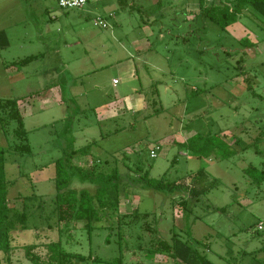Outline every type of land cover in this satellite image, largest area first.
<instances>
[{
	"label": "rangeland",
	"instance_id": "1",
	"mask_svg": "<svg viewBox=\"0 0 264 264\" xmlns=\"http://www.w3.org/2000/svg\"><path fill=\"white\" fill-rule=\"evenodd\" d=\"M198 2L127 0L123 6L119 0H89L62 10L56 0H0V31L8 39L0 47V101L18 102L31 149L30 155L12 150L14 123L7 133L0 129L9 207L20 210L23 198L30 217L25 231L13 233L10 264H29L23 246L37 234L42 241L59 240L67 253L100 260L82 264H112L120 256L123 264H176L164 253L147 256L146 232L142 251L135 249L138 226L124 228L120 250L115 219L93 223L91 234L80 222L54 227V162L91 142L88 155L74 158L77 165L98 160L100 170L116 169L128 180L139 177V167L149 179L180 187L162 193L122 178V214H149L159 238L170 242L175 235L213 264H264V180L254 182L264 176V18L247 9L223 29L192 12ZM97 18L106 29L94 26ZM143 20L150 22L158 54L156 66L148 67L152 80L138 64L139 80L121 81L114 60L126 36L140 33ZM32 56L25 65H12ZM133 88L139 97L132 96ZM114 93L119 101L108 117L94 112L105 94ZM196 134L195 150L208 145L201 156L186 146ZM210 144L215 149L208 153ZM155 147L160 150L151 158ZM248 168L256 171L246 174ZM199 170L209 191L191 199L189 176ZM71 186L95 189L78 178ZM47 223L53 230L40 232Z\"/></svg>",
	"mask_w": 264,
	"mask_h": 264
},
{
	"label": "trees",
	"instance_id": "2",
	"mask_svg": "<svg viewBox=\"0 0 264 264\" xmlns=\"http://www.w3.org/2000/svg\"><path fill=\"white\" fill-rule=\"evenodd\" d=\"M206 1L199 0V13L223 29L236 23L240 15L247 9H252L264 18V0H211L209 5H206ZM6 44L4 32L0 31V47L5 48ZM35 58L33 56L28 57L12 65H25ZM11 123L15 125L13 136L16 140L12 150L20 155H30L31 149L27 142V133L24 129L18 102L16 100L0 101V129L2 132L7 133ZM195 139H198L197 134L187 139L186 146L189 150L196 151L201 156L203 154L202 150L208 145L195 150ZM94 144L95 142H92L83 148L72 150L54 162L55 195L51 201V216L54 218V227L57 226L59 228L62 225V227L67 228L73 223L80 222L84 224V229L87 233L91 234L93 223L115 219L120 229L118 233L120 250L122 249L121 243L123 240L124 242L126 241L123 236L124 228H131L133 231L138 226L140 236L135 238L138 242L132 245L135 246V249L142 251V242L147 243L142 233L146 232L149 234L147 256L164 253L171 257L176 264H213L204 253L179 240L175 235L171 237L170 242L159 238L158 231L149 225V214L139 213L138 210L131 214H120V184L122 183V178H125V181H128L127 183L130 186L162 193H173L176 187H180L174 183L164 182L163 179L158 181L149 179L148 171L143 172L139 167L136 168L140 173L139 177L135 175L133 179L128 180L126 176H121L116 169H110V172L100 170V164L96 162L85 166L77 165L74 162V158L88 155ZM213 149L215 147L211 145L206 149V152L209 153ZM253 171H256V169L248 168L245 173L251 174ZM203 174V171L199 170L189 176L191 184L189 195L191 199H196L209 191V188L203 186V177L205 176ZM73 178H78L82 184L88 183L94 186L93 193L86 188L81 190L73 189L71 186ZM263 180V175L254 178V182L257 184ZM9 184L10 182L7 180L5 172L4 150L0 148V235L3 239L0 243V253L3 255L2 259H0V264H3V262L10 264V254L16 246L14 245L13 233L25 231L30 218L27 211L29 207L23 204V198L21 199L22 207L20 210L9 207L7 198ZM45 226V228L38 230L44 232L54 228L49 223ZM40 239L37 234L35 242L23 246L24 256L29 264H82L87 260L100 262L99 259H92L91 256L86 257L67 253L59 240L47 239L42 241ZM106 242L108 243L109 240ZM39 248L44 249V255L37 253ZM124 249L128 250L127 242ZM122 259V256H120L111 263L123 264Z\"/></svg>",
	"mask_w": 264,
	"mask_h": 264
},
{
	"label": "crops",
	"instance_id": "3",
	"mask_svg": "<svg viewBox=\"0 0 264 264\" xmlns=\"http://www.w3.org/2000/svg\"><path fill=\"white\" fill-rule=\"evenodd\" d=\"M120 4L125 6L127 0H119ZM129 1V0H128ZM133 1V0H130ZM159 4V3H158ZM130 8L133 7V4H130L129 6ZM192 12L194 14H198L199 13V7L198 4L196 5H192ZM150 22H148V20H143L141 22V27H140V33L136 34V35H128L126 36V43H122L120 44L119 50L121 52V56H118L115 58L114 61H116V65L115 67H113L114 70H116V68H118L119 72L117 73L120 76V80L124 81L126 80L127 82H131V81H135V80H139V76L137 75L138 72V64H142L145 66V68L143 69L144 73H145V78L151 82L152 78L149 75V68H154L156 66V61H155V57L158 56V54L156 53V50L153 49L151 43H150V38L153 37L154 32L151 30V28L149 27ZM161 30V29H160ZM6 41H7V46H8V39H7V34L4 32ZM158 38H160L161 40L164 38L162 31H159L158 34ZM106 54H111V52L107 51ZM102 60V59H101ZM115 81V80H113ZM113 85H118V82H116V84H114L112 82ZM154 84L156 85L157 82H154ZM152 84V86H155ZM132 93L134 92V94L132 96L134 97H139L140 94L138 95V91L136 90V88H133ZM105 102L100 104L99 106H95L94 112L99 113L100 116L108 117V112L112 111L113 109H115V105L118 103L119 100H117V95L114 93V95H112L111 97L107 96L105 94ZM58 102L60 104H62L63 102V98L60 94H58L55 97ZM113 99V100H112ZM174 142V141H173ZM92 143V142H91ZM159 148V147H158ZM160 150V148H159ZM91 152V151H90ZM78 161V160H74ZM84 164H91L92 162H96L97 164H100V161L96 160V161H82ZM121 196H120V204H119V212L120 214H122L123 212L121 211ZM136 210V209H135Z\"/></svg>",
	"mask_w": 264,
	"mask_h": 264
},
{
	"label": "built area",
	"instance_id": "4",
	"mask_svg": "<svg viewBox=\"0 0 264 264\" xmlns=\"http://www.w3.org/2000/svg\"><path fill=\"white\" fill-rule=\"evenodd\" d=\"M56 2H57V5L60 9L70 10V9L84 7L85 4H87L89 2V0H56ZM93 24L96 27H101L103 29L107 28L106 23L99 18H97ZM113 83L116 84V81H113ZM156 151H159L158 147H155L154 149L151 150V153H150L151 158L156 157ZM258 229H261V227H258Z\"/></svg>",
	"mask_w": 264,
	"mask_h": 264
}]
</instances>
